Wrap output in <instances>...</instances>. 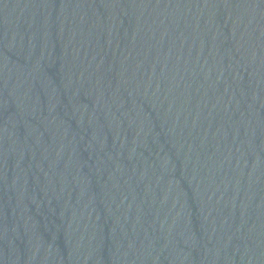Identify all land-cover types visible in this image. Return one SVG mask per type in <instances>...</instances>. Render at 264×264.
I'll return each mask as SVG.
<instances>
[{
    "label": "water",
    "instance_id": "water-1",
    "mask_svg": "<svg viewBox=\"0 0 264 264\" xmlns=\"http://www.w3.org/2000/svg\"><path fill=\"white\" fill-rule=\"evenodd\" d=\"M0 264H264V0H0Z\"/></svg>",
    "mask_w": 264,
    "mask_h": 264
}]
</instances>
